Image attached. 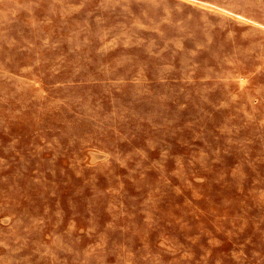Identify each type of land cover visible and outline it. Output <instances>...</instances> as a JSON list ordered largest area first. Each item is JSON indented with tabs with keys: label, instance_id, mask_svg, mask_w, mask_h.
Segmentation results:
<instances>
[{
	"label": "rangeland",
	"instance_id": "obj_1",
	"mask_svg": "<svg viewBox=\"0 0 264 264\" xmlns=\"http://www.w3.org/2000/svg\"><path fill=\"white\" fill-rule=\"evenodd\" d=\"M0 264H264V0H0Z\"/></svg>",
	"mask_w": 264,
	"mask_h": 264
}]
</instances>
